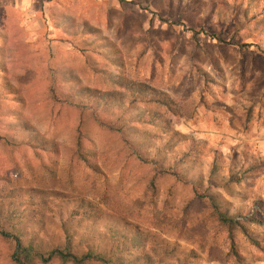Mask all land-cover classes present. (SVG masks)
<instances>
[{"label": "rangeland", "instance_id": "1", "mask_svg": "<svg viewBox=\"0 0 264 264\" xmlns=\"http://www.w3.org/2000/svg\"><path fill=\"white\" fill-rule=\"evenodd\" d=\"M238 2L0 0V205L13 212L26 241L44 254L68 239L75 254L111 253L106 225H127L148 235L136 249L119 250L130 261L141 258L135 264H264V248L240 233L239 257L226 260L232 242L197 202L203 195L197 180L208 177L217 156L212 193L224 208L248 213L264 201L262 167L235 170L240 184L225 182L229 161L242 167L264 161V13L244 20ZM225 8L233 13L217 17ZM103 70L165 92L178 111L167 117V133L149 128L143 137L135 126L112 131L100 125L97 110L64 101L78 86L109 89ZM79 135L96 150L97 171L70 159ZM29 137L58 143L60 155L36 154L24 142ZM166 140L167 161H181L187 180L134 158L128 142L157 152ZM75 209L86 214L72 218ZM256 232L264 245V227ZM12 253L0 240V264H11Z\"/></svg>", "mask_w": 264, "mask_h": 264}, {"label": "trees", "instance_id": "2", "mask_svg": "<svg viewBox=\"0 0 264 264\" xmlns=\"http://www.w3.org/2000/svg\"><path fill=\"white\" fill-rule=\"evenodd\" d=\"M237 6H242L239 15L242 19L251 21L254 19L256 11L264 13V0H240ZM244 1V2H242ZM213 3V2H212ZM213 4L209 6L203 5L204 10H212ZM233 13L232 10L225 8L216 10V16H223ZM112 56V53L109 54ZM111 58V57H110ZM113 58V57H112ZM118 60V56L114 57ZM103 82L109 86V89L102 92L97 88L89 86H78L74 90L64 93V101L66 103L75 104L83 109L97 110L95 114L102 127H108L109 130L116 132H126L128 127L135 126L141 136L145 137L147 129H159L162 133H167L170 128L168 121L169 115H176L177 107L174 101L163 91L158 90L148 83L135 81L128 76L123 75L122 72L102 71ZM71 82V80H68ZM109 110H114L115 114H111ZM132 113V117L128 114ZM97 114V115H96ZM16 132L19 131L17 124L11 125ZM25 144L34 148V152L47 153L49 160L56 159L62 150V147L54 142L41 141L33 137L24 139ZM130 152L134 158H138L146 164H151L157 171L167 170L165 166L173 172L172 174L178 180H187V172L182 171L181 161L169 163L165 154L172 149L169 140L166 144L157 150V152L150 151L142 142H131ZM191 150H194L193 148ZM70 159H77L79 163L84 164L93 171H97L96 164L97 152L95 149L89 147L85 140L79 135L73 145L69 148ZM186 156H192V152L185 153ZM220 156L212 159L209 167V175L204 178L200 176L197 180L198 185L203 188L201 192L203 195L197 200L198 205H203L209 215V219L215 221L222 230L226 233L227 238L232 242V248L227 255V259L239 257L240 253L235 249L234 243L236 234L240 233L245 237L251 246L263 249L259 239V234L256 232L259 227H264V217L258 216L260 211H264V201H255L253 203L254 209L248 213L235 212L230 213L227 208H224L217 199L216 195L212 193V189L217 186L214 181L217 176H213L214 172L220 170L219 163ZM43 161V157L39 158ZM227 165L228 174L226 176V185L230 183L240 184L241 177L235 170L241 172H248L255 167L264 168V161H259L249 167L237 166L235 160L229 161ZM237 168V169H236ZM206 185L205 187H203ZM38 197H42L38 195ZM206 198V201L203 199ZM39 206L43 207L45 201L43 198L38 199ZM1 204V203H0ZM92 214H95L93 209ZM79 213L77 209L73 210L70 217L85 215ZM108 237L115 244V250L110 251H96L95 249H87L85 252L75 254L71 251V239H68L63 248L54 249L49 253H42L39 249L26 241L25 234L18 229L13 212L5 210L0 205V240L8 242L12 245L13 253L10 257L11 264H47L53 259H59L62 263L70 264H86L88 262H98L102 264H129L140 261L141 258L130 261L127 255H122L123 250H131L139 246V241L145 243L148 239L147 233L138 227H131L124 225L122 227H113L106 225ZM68 234V231L65 230ZM126 246V248H125ZM124 248L123 250L121 248ZM209 249L211 246L208 247ZM121 252H120V251ZM217 260H221L220 256H213ZM145 264H150L147 260Z\"/></svg>", "mask_w": 264, "mask_h": 264}]
</instances>
